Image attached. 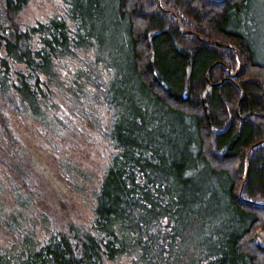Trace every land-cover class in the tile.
Listing matches in <instances>:
<instances>
[{
  "label": "trees",
  "instance_id": "obj_1",
  "mask_svg": "<svg viewBox=\"0 0 264 264\" xmlns=\"http://www.w3.org/2000/svg\"><path fill=\"white\" fill-rule=\"evenodd\" d=\"M29 1L0 0V91L42 113L58 62L93 52L114 153L90 227L0 264H264V0H64L23 28Z\"/></svg>",
  "mask_w": 264,
  "mask_h": 264
},
{
  "label": "rangeland",
  "instance_id": "obj_2",
  "mask_svg": "<svg viewBox=\"0 0 264 264\" xmlns=\"http://www.w3.org/2000/svg\"><path fill=\"white\" fill-rule=\"evenodd\" d=\"M64 12V0H30L17 21L27 28ZM93 59V52L79 50L58 62L62 83L42 113L18 108L0 91V254L22 244L26 233L43 244L72 224L93 223L96 193L114 153ZM107 264L134 263L125 255Z\"/></svg>",
  "mask_w": 264,
  "mask_h": 264
},
{
  "label": "water",
  "instance_id": "obj_3",
  "mask_svg": "<svg viewBox=\"0 0 264 264\" xmlns=\"http://www.w3.org/2000/svg\"><path fill=\"white\" fill-rule=\"evenodd\" d=\"M179 22V21H178ZM178 26H179V24H178ZM210 42H212V41H210ZM216 43V42H215ZM218 44H221V45H224V46H230V47H233V46H231L230 44H227V43H218ZM234 49H236L235 47H234ZM236 51H237V53H239V51L236 49ZM237 75V73H235V74H232V78H234L235 76ZM211 86L212 85H209L208 87H207V89L205 90V92H204V94H203V102H204V106H205V108H206V112L208 113V115H209V106H208V101H207V98H206V95L209 93V91L211 90ZM264 116V115H263ZM249 154V153H248ZM247 174H248V170H247ZM247 176V175H246Z\"/></svg>",
  "mask_w": 264,
  "mask_h": 264
}]
</instances>
